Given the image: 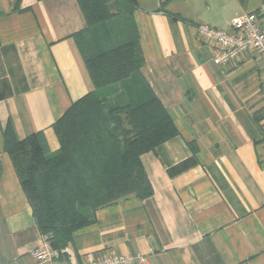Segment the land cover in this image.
Instances as JSON below:
<instances>
[{
  "label": "crops",
  "instance_id": "obj_1",
  "mask_svg": "<svg viewBox=\"0 0 264 264\" xmlns=\"http://www.w3.org/2000/svg\"><path fill=\"white\" fill-rule=\"evenodd\" d=\"M264 0H136L140 74L176 133L140 155L152 194L95 210L57 250V264L143 253L148 264H264V69L246 50L226 64L197 24L230 31ZM78 0H0V264H37L41 244L28 199L4 148L40 133L59 149L54 123L92 91L77 38ZM104 88L109 101L123 95Z\"/></svg>",
  "mask_w": 264,
  "mask_h": 264
},
{
  "label": "trees",
  "instance_id": "obj_2",
  "mask_svg": "<svg viewBox=\"0 0 264 264\" xmlns=\"http://www.w3.org/2000/svg\"><path fill=\"white\" fill-rule=\"evenodd\" d=\"M112 0H78L87 28L77 38L93 89L131 80L138 100L111 106L97 100L93 89L78 99L54 123L59 149L49 154L40 133L18 139L10 126L4 131L9 154L41 234L60 250L73 233L90 224L96 209L128 194L144 199L152 186L140 155L176 133L140 74L143 63L139 35L132 19L136 0L126 17L127 36L97 50L91 29L111 18ZM115 1V0H114Z\"/></svg>",
  "mask_w": 264,
  "mask_h": 264
},
{
  "label": "built area",
  "instance_id": "obj_3",
  "mask_svg": "<svg viewBox=\"0 0 264 264\" xmlns=\"http://www.w3.org/2000/svg\"><path fill=\"white\" fill-rule=\"evenodd\" d=\"M230 26V31L204 23L195 27L200 36L214 44L215 62L226 64L251 49L257 53L264 69V6L255 12L235 16L231 19ZM30 255L37 264H57V250L52 249L48 234L41 235V244ZM87 264H148V259L143 253L137 252L105 255Z\"/></svg>",
  "mask_w": 264,
  "mask_h": 264
},
{
  "label": "rangeland",
  "instance_id": "obj_4",
  "mask_svg": "<svg viewBox=\"0 0 264 264\" xmlns=\"http://www.w3.org/2000/svg\"><path fill=\"white\" fill-rule=\"evenodd\" d=\"M112 15L111 18L102 19L95 27L91 29V39L94 42L95 49L100 50L111 46L116 40L127 36V27H129L126 17L129 14L131 8L130 0H112L110 5ZM118 86L116 93H122L121 98L117 100H111L109 95L104 93V88L111 85ZM105 87L93 89L94 95L97 100H106L111 106H123L128 103H135L138 100L136 91V83L129 81L118 82ZM130 195V194H128ZM127 196V195H126Z\"/></svg>",
  "mask_w": 264,
  "mask_h": 264
}]
</instances>
